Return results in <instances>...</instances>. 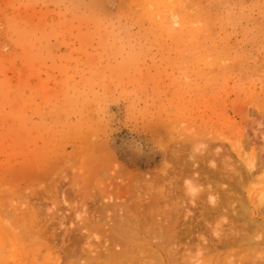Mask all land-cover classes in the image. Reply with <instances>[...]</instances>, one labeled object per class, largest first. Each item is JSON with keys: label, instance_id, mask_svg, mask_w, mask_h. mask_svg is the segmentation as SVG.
Masks as SVG:
<instances>
[{"label": "rangeland", "instance_id": "rangeland-1", "mask_svg": "<svg viewBox=\"0 0 264 264\" xmlns=\"http://www.w3.org/2000/svg\"><path fill=\"white\" fill-rule=\"evenodd\" d=\"M208 144L209 170L255 165L240 195L260 223L258 261L264 0H0V264H63L64 228L83 209L64 205L63 191L86 194L93 210L118 165L152 179L175 170L177 150L192 160ZM55 188L57 202L35 200ZM55 204L62 228L49 222Z\"/></svg>", "mask_w": 264, "mask_h": 264}, {"label": "bare ground", "instance_id": "bare-ground-1", "mask_svg": "<svg viewBox=\"0 0 264 264\" xmlns=\"http://www.w3.org/2000/svg\"><path fill=\"white\" fill-rule=\"evenodd\" d=\"M194 146L199 147L200 144ZM194 146H191L192 149ZM183 150L186 152L188 149ZM183 150L174 153L177 156H174V171L168 172L167 169L165 174L152 179L141 180L142 174L127 171V168L118 165L114 175L99 185V206L93 210L86 204V194L75 190L63 191L64 205L70 208L81 205L83 208L76 214L80 222H71L69 227L64 228L63 264H79V250L86 255L85 258L88 256L92 264H190L187 258L192 261V254L199 258L193 264H201V260L219 264H264V258L256 261L251 256V250L254 249L255 254L263 247L262 241L252 239L260 223L240 195L242 183L252 174L255 165H247V171L235 168L233 174H229L227 161H223L222 168L212 166L213 169L209 170L205 164L215 154L209 144L200 149L199 154L194 149L196 154H190L192 160L180 155ZM186 194H189L188 197ZM57 195L58 188H55L54 193L47 192L41 197L37 195L35 200L57 202ZM185 197L190 200L186 201ZM188 203H192L190 205H194L195 210ZM56 207L55 204L50 210L53 214L49 222L58 223L62 228L67 214L57 211ZM112 215L115 217L111 220ZM24 219V216H15L16 222ZM47 226L46 222L45 231ZM93 228L98 231L96 243L91 241L89 233V229ZM28 229L33 231L31 227ZM123 230L125 234L122 235ZM123 238H127L125 242H121ZM81 240L84 242L79 246ZM118 243H124V246L120 244V250L116 251ZM245 251L251 252L246 254L254 261L246 263ZM47 259L51 264H57Z\"/></svg>", "mask_w": 264, "mask_h": 264}]
</instances>
